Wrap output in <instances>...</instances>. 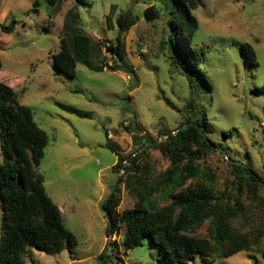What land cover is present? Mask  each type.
<instances>
[{
    "label": "rangeland",
    "instance_id": "1",
    "mask_svg": "<svg viewBox=\"0 0 264 264\" xmlns=\"http://www.w3.org/2000/svg\"><path fill=\"white\" fill-rule=\"evenodd\" d=\"M198 2L192 12L198 30L191 46L201 52L199 68L211 90L206 87L194 95L192 110L187 82L169 59L165 12L153 21L143 17L149 5L164 11L169 0H85L84 5L61 0L56 7L42 0H0V82L15 91L48 136L37 171L47 195L63 207L61 219L75 237L73 258L78 260L71 261L65 250L53 255L31 250L27 264H153L157 251L149 239L125 251L122 227L110 240L106 237L108 221L102 205L117 177L123 175L121 170L117 175L111 170L116 162L112 149L125 156L144 151L140 164L148 165L152 177H158L169 162L148 148L187 119L194 121L199 113L204 112L210 122L209 137L216 148L197 165L210 177L215 195L231 186V162L247 165L264 179V0ZM71 8L78 14L80 33L93 42L92 60L103 66L102 72L77 64L74 77L68 78L52 65L64 15ZM127 11L139 20L119 35L123 60H118L106 48L118 36L115 19ZM11 21L15 22L12 32H3L1 26ZM243 44L255 51V66L245 63ZM58 104L88 116L77 117ZM229 133V138L223 136ZM113 193L118 196V213L133 207L135 199L123 184H117ZM258 196L257 203L242 196L248 217L236 220L238 230H250L247 219L256 223V214L264 206V187ZM206 229L207 224L197 235L206 237ZM109 242L118 247L113 253ZM104 249V256L98 258ZM187 264L204 263L196 257ZM212 264H264V257L246 251Z\"/></svg>",
    "mask_w": 264,
    "mask_h": 264
},
{
    "label": "trees",
    "instance_id": "2",
    "mask_svg": "<svg viewBox=\"0 0 264 264\" xmlns=\"http://www.w3.org/2000/svg\"><path fill=\"white\" fill-rule=\"evenodd\" d=\"M42 1L48 7H56L61 2ZM75 1L85 4V0ZM198 4V0H169L164 11L153 4L143 11L147 21L165 12L169 59L180 68L187 82L188 107L192 110L194 95L201 94L206 87L211 90L206 75L199 68L201 52L191 46L198 30V21L192 12ZM37 6L38 2L34 1L32 7ZM138 20L131 11L118 14L115 19L118 36L115 43L106 48L112 57L123 60L119 35L125 34ZM78 21L73 8L65 13L59 50L52 55L53 67L68 78L74 77L77 64L95 72L103 71L102 65L93 63V42L80 33ZM14 23L1 26L2 31L12 32ZM240 50L245 63L255 66L253 48L243 44ZM111 71L115 70L111 68ZM57 106L80 118L88 116L71 107ZM211 133L212 127L204 112L194 121L187 119L175 130L165 132L163 141L148 148L157 150L169 162V167L158 177H152L148 165L140 164L144 151L138 154V149L125 156L112 149L116 162L111 170L116 175L118 170L123 171L117 184H123L135 201L132 208L121 213L116 210L119 205L116 193L103 203L108 239L121 227L124 229L121 246L125 251L141 247L144 240L149 239L157 251L159 264H187L196 257L204 264H212L216 259H227L246 251L264 257V206L257 212L254 225L246 220L250 230L242 232L234 225L246 214L242 196L257 203L264 179L247 165L231 162V186L215 195L210 177L197 165L198 160L205 159L216 148L209 137ZM230 135L223 134L228 138ZM47 143L48 136L35 123L30 108L20 104L15 91L0 82V264H27L31 250L46 255L65 250L75 260V237L64 227L58 206L47 195L43 176L37 171ZM196 179L200 181L194 182ZM234 191L237 194H233ZM205 224L207 235L199 237L197 232ZM113 243H108L111 253L118 248Z\"/></svg>",
    "mask_w": 264,
    "mask_h": 264
},
{
    "label": "water",
    "instance_id": "3",
    "mask_svg": "<svg viewBox=\"0 0 264 264\" xmlns=\"http://www.w3.org/2000/svg\"><path fill=\"white\" fill-rule=\"evenodd\" d=\"M118 180H119V176L117 177L116 182H115L114 186L112 187L110 194L106 197V199L109 198V197L113 194V191H114L115 187L117 186ZM106 199H105V201H106ZM105 201H104V202H105ZM102 210H103V205H102ZM103 211H104V210H103ZM104 213H105V211H104ZM105 214H106V213H105ZM113 258H116V257L113 256ZM157 264H159V262H158Z\"/></svg>",
    "mask_w": 264,
    "mask_h": 264
},
{
    "label": "crops",
    "instance_id": "4",
    "mask_svg": "<svg viewBox=\"0 0 264 264\" xmlns=\"http://www.w3.org/2000/svg\"><path fill=\"white\" fill-rule=\"evenodd\" d=\"M57 206H58V205H57ZM58 209H59V211H60V213H61V215H62L63 207L58 206ZM104 251H105V249L101 252V254H102ZM101 254H100V255H101ZM100 255H99V256H100ZM98 258H99V257H98ZM156 260H157V259L153 260L152 263L155 264V263L157 262ZM71 261H74V260L71 259ZM75 261H78V260L76 259Z\"/></svg>",
    "mask_w": 264,
    "mask_h": 264
},
{
    "label": "built area",
    "instance_id": "5",
    "mask_svg": "<svg viewBox=\"0 0 264 264\" xmlns=\"http://www.w3.org/2000/svg\"><path fill=\"white\" fill-rule=\"evenodd\" d=\"M263 125H264V124H263ZM108 138H110V137L108 136ZM120 173L122 174V173H123V171L121 170V171H120ZM109 240H110V239H109Z\"/></svg>",
    "mask_w": 264,
    "mask_h": 264
}]
</instances>
